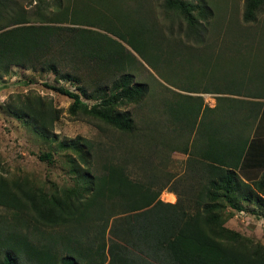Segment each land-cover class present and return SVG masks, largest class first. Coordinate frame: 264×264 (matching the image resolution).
<instances>
[{
  "label": "trees",
  "instance_id": "trees-1",
  "mask_svg": "<svg viewBox=\"0 0 264 264\" xmlns=\"http://www.w3.org/2000/svg\"><path fill=\"white\" fill-rule=\"evenodd\" d=\"M38 2L33 20L26 17L15 0H0V79L17 66L52 72L57 80L80 83L79 60L129 64L124 56L122 62L124 48L117 41L77 26L97 23L111 30L108 24L113 19L109 14L103 10L99 13L98 9L95 17L90 13L89 6H99V0ZM262 5L263 0H246L243 20L258 22ZM163 6L183 19L188 30L202 41V22L209 23L212 12L184 0H165ZM63 23L73 35L63 44L66 49L55 56L58 49L53 50L54 47L61 45L58 32L64 30L56 25ZM144 27L150 36L155 32ZM146 41L138 38L136 42L146 60L158 65L168 63L162 55H155ZM251 83L255 84L254 92H250ZM229 85L225 90L215 89L218 95L214 107L204 105L201 96L189 94L183 95L184 102L182 95V101H161L145 121L148 133L139 128L130 112L118 111L122 105H140L149 92L148 86L136 82L130 73H123L109 87H90L88 81H83L78 87L80 94L62 86L45 85L72 101L68 111L73 117L82 116L110 128L133 142V146L155 142L166 154L183 153L187 156L185 174L174 179L164 170L166 161L158 162L154 171L160 175L152 173L148 182H139L130 169L137 164V151L134 155L125 148L126 154L118 156L111 154L108 147L98 148L92 141L76 137L65 140L76 154L70 184L46 186L26 177L8 178L0 172V206L27 212L44 227H62L85 235L93 232L91 239L87 235V253L83 256L77 250V256L63 259L61 264H80V256L86 257V264H105L106 253L110 264H264V245L225 226L227 208L249 212L264 221V174L257 181L246 183L236 172L250 157L257 141L253 138V124L264 117V78H233ZM86 86L94 88V96L87 93ZM188 93L211 92L204 89ZM82 97L96 103L89 105ZM16 103L10 107L11 113L44 143L51 142L59 110L40 96L28 95ZM169 125L177 127L171 131ZM39 160L54 162L49 152L41 154ZM176 180L181 192L175 187ZM155 185L161 187L153 190ZM167 187L178 196L175 203L160 199ZM12 240V236L5 238L0 234V255L4 254L0 264H18V259L12 257L17 252L26 255L30 262L57 264L51 257L36 253L26 242L15 247Z\"/></svg>",
  "mask_w": 264,
  "mask_h": 264
},
{
  "label": "rangeland",
  "instance_id": "rangeland-1",
  "mask_svg": "<svg viewBox=\"0 0 264 264\" xmlns=\"http://www.w3.org/2000/svg\"><path fill=\"white\" fill-rule=\"evenodd\" d=\"M15 1L24 9L27 18L36 19L34 14L38 0ZM71 1L76 0H66L65 3ZM99 1L100 5L95 6L96 8L89 6L92 7L90 13L93 17L102 10L109 14L108 16L113 19L108 24L111 30L97 23H84L77 26L107 35L121 44L125 51V54L124 51L121 53L122 62L124 56L129 66H122L117 62L104 65L94 64V62L87 63L88 59L79 60L77 66H80L78 73L82 80L80 83L57 80L52 72L11 67L9 73L0 79V172L4 176L8 178L26 177L46 186L49 183L70 184L72 181L70 169L74 165L76 154L74 147L66 145L65 140L76 137L86 138L98 148L100 145L108 147L111 154L115 153L118 156H121L123 152L126 154L123 151L125 148H128L134 155L137 151V164L130 169L133 178L139 182H148L152 173L160 175L156 173V170L154 171L158 162L166 161L164 170L176 177L174 179H179L185 174L187 156L183 153L166 154L159 150V145L155 142L149 145L144 142L133 146V142L130 143L128 139H123L122 135L110 128L103 127L82 116L73 117L68 111L72 101L48 89L45 85L62 86L80 94L78 87L83 85V81H88L90 87L92 85L95 88L97 86L109 87L123 73H130L136 82L147 85L149 92L140 105H122L118 107V111L130 112L139 128L144 133H148L149 131L146 130L148 125L145 121L151 117L156 105H161L163 100L168 103L182 101L179 96L182 95L184 102L186 97L183 95L189 94V96H201L204 105L214 107L218 95L215 89L225 90V86L229 85V80L235 78L237 81L243 78L245 81L247 78H264V0L258 15L259 21L256 23H246L243 20L246 0H184L194 5L200 4L202 9L213 14L209 23L202 22L204 31L200 35L201 42L198 41L196 34L193 35L188 30L183 19L164 8L165 0ZM56 26L64 28L58 32L57 36L61 45L53 49H58L54 54L58 56V51L66 49L64 43L72 37L73 33L65 29L68 27L67 24ZM144 26L154 29L155 32L150 36ZM138 38L147 39L150 50L155 55H162L164 62L168 61V63L158 65V63L148 62L137 50ZM254 85V83L249 85L250 92L255 91ZM87 86V93L94 96V88L90 89ZM204 89L211 93H188L190 91L202 92ZM237 89H239L238 85ZM28 95L40 96L59 110L58 120L53 129L54 137L49 143H44L27 124L10 111L11 106L16 105V102ZM82 99L89 105L96 103L95 100H86L84 97ZM192 115L194 119L197 118L195 113ZM176 127L169 125L171 131ZM187 137L188 134L185 135V138ZM192 138L191 134L189 142ZM46 152L53 155L52 164L39 160V156ZM163 182L166 181L163 180ZM175 182L176 189L181 192L179 180ZM159 187L161 185H155L153 190ZM160 199L167 203H175L178 196L167 187L161 193ZM226 214L229 216L225 224L227 228L239 232L255 243L264 245L263 220L249 212H235L230 208H227ZM0 234L5 238L12 236V244L15 247H18L21 242H26L36 253H42L43 257L49 256L53 262L61 264L63 259L77 256V250L84 256L88 251V240L90 241L93 232L87 234L89 239L81 231L67 230L62 227H44L36 223L27 212H15L0 206ZM109 244L108 240L107 246ZM73 250L74 252L70 253ZM6 251L7 249L3 250L4 253ZM3 256L4 254L1 253L0 260ZM25 256L18 252L12 254L13 259L19 260H17L18 264H37L35 261L30 262ZM109 257L106 253L105 264L111 263ZM79 258L80 264H86V257L80 256ZM69 261L74 263L72 260Z\"/></svg>",
  "mask_w": 264,
  "mask_h": 264
},
{
  "label": "crops",
  "instance_id": "crops-1",
  "mask_svg": "<svg viewBox=\"0 0 264 264\" xmlns=\"http://www.w3.org/2000/svg\"><path fill=\"white\" fill-rule=\"evenodd\" d=\"M256 143L253 145L250 157L236 170L239 177L246 183L257 181L264 174V117L253 124ZM173 195V194H170Z\"/></svg>",
  "mask_w": 264,
  "mask_h": 264
},
{
  "label": "bare ground",
  "instance_id": "bare-ground-1",
  "mask_svg": "<svg viewBox=\"0 0 264 264\" xmlns=\"http://www.w3.org/2000/svg\"><path fill=\"white\" fill-rule=\"evenodd\" d=\"M172 200V199H171Z\"/></svg>",
  "mask_w": 264,
  "mask_h": 264
}]
</instances>
